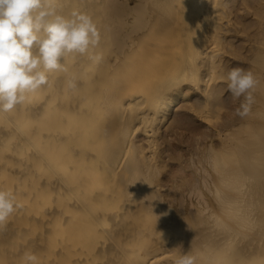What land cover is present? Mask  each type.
Instances as JSON below:
<instances>
[{"label":"bare ground","instance_id":"obj_1","mask_svg":"<svg viewBox=\"0 0 264 264\" xmlns=\"http://www.w3.org/2000/svg\"><path fill=\"white\" fill-rule=\"evenodd\" d=\"M55 4L93 17L101 41L92 51L102 60L69 55L66 72L0 113V188L22 205L0 229V264H21L29 251L39 264H174L189 251L197 264H264V43L250 59L251 114L232 117L216 145L192 141L185 153L166 148L162 130L195 128L194 116L214 123L218 83L233 69L222 64L232 34L227 0ZM188 97L193 116L176 113L169 123ZM174 157L178 172L189 158L206 167L197 199L177 200L159 177Z\"/></svg>","mask_w":264,"mask_h":264},{"label":"clouds","instance_id":"obj_2","mask_svg":"<svg viewBox=\"0 0 264 264\" xmlns=\"http://www.w3.org/2000/svg\"><path fill=\"white\" fill-rule=\"evenodd\" d=\"M101 32L93 17L79 9L58 12L55 0H0V113L23 105L31 94L49 84V74L66 72L69 55H87L94 63L102 60ZM233 98L241 100L235 115L251 114L258 81L251 71L233 68L226 77ZM68 87L75 89L73 78ZM16 194L0 188V229L20 207ZM159 219V217H158ZM21 264H39V257L25 252ZM174 264H197L189 251L180 253Z\"/></svg>","mask_w":264,"mask_h":264},{"label":"rangeland","instance_id":"obj_3","mask_svg":"<svg viewBox=\"0 0 264 264\" xmlns=\"http://www.w3.org/2000/svg\"><path fill=\"white\" fill-rule=\"evenodd\" d=\"M252 5H253V7H252ZM247 7H249V8H247ZM262 7H264V0H227L226 14L229 17H231V24L232 25L230 24V27H231L230 31L232 32V34L227 36V42H226V39L224 41L225 49H228L230 51L229 54H226L222 58V64H224L225 68L229 69L228 68L229 66L233 67V68H235V67L236 68H242L246 71H251L254 74V65L251 64L250 59L251 60L254 59V55H255L256 50L259 46V43L260 44L264 43V30H262V29H264V23H262V22H264V9H262ZM232 10H233V12H232ZM252 51H253V53H252ZM227 73H228V71L225 72V74H224L225 76L220 78V82L218 83V92H217L218 96L217 97H219V102H217V105H216L215 109L213 110V113L215 114L214 123L213 124H205L204 122H202L200 120L198 121V119L195 116L192 117V120L194 121L193 123H195V125H197V126H195V128H193L194 126L192 127V126H189L187 124H181V125L177 126V125L173 124V122L170 123V121L173 119V117H174V115H176V113L177 114L186 113L188 115L190 114L188 111V108L186 107L185 104H187V102L188 103L192 102L195 99V97H191L192 99L189 97L184 99L185 102L181 104L182 106L180 105V107H178L174 111V113H172L171 118L169 120L170 124L168 125V127H166V126L163 127L164 130H162L163 131L162 132V139H163V145L166 148H169L168 147L169 145H177L183 150L186 149V150H184L185 153H187V152L192 153L191 150L189 151L190 147H188V144H192V141L195 143L196 140H198L196 143L201 144L202 150H204V149L206 150V148L208 149L211 145L217 144V143H215V142H217L215 133L217 131H220V130L223 132V130L227 129L229 120L232 117L236 116L235 115V110H236L235 108L239 107L241 100H243V97L235 100V98H233L231 92L228 90V87H227L228 81L226 79ZM255 75L256 74H254V76ZM255 78H256V76H255ZM253 94L255 95V91ZM193 95H195V94H193ZM225 101H226V103H225ZM189 116L191 117L193 115L190 114ZM237 117H238V118H236L237 121L236 120L235 121L238 123L242 122L245 118H247V117L240 118L239 116H237ZM227 119H228V121H227ZM180 126H182V127H180ZM173 129H175V130H173ZM195 129H197V130H195ZM194 131H196V132H194ZM201 138H202V140H201ZM188 140L191 142H187ZM209 144H211V145L208 146ZM197 146H198V144H197ZM166 151H165L166 154L171 153L170 149H167ZM185 156L188 157L187 154H185ZM187 160L185 161V163L184 162L182 163L185 167V171H183V172L177 171L179 169V167H178L179 160L174 157V158H170V160L168 159L167 167L165 168V170L163 172L159 173V177L164 178V176H165V179L163 180V182L166 184L167 190H170V191H168V193L169 194L172 193V195L178 194L177 200L179 198H182L179 194H181V195L184 194L185 196L188 195L189 198L195 197L197 199L198 193H196V192H198L200 190L207 191V188H206L207 187V184H206L207 181H204V179L205 180L209 179L208 177H206V174L204 173V172L208 173L206 167L203 166V168H200L201 167L200 164H196V166H195V163L192 162L190 158L188 161ZM188 162H189V164H188ZM200 169H201V171H202V169H204L203 170L204 172L202 173L200 171ZM169 171H171L172 173ZM173 172L174 173L178 172V173L176 175H173L174 174ZM179 175L181 177H179ZM201 175H203V177ZM192 190L195 192H193ZM179 200H181V199H179Z\"/></svg>","mask_w":264,"mask_h":264}]
</instances>
